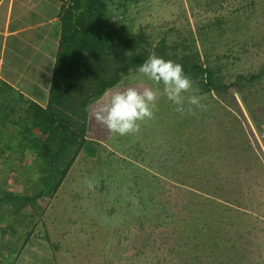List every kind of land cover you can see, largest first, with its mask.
Wrapping results in <instances>:
<instances>
[{
  "label": "trees",
  "instance_id": "obj_1",
  "mask_svg": "<svg viewBox=\"0 0 264 264\" xmlns=\"http://www.w3.org/2000/svg\"><path fill=\"white\" fill-rule=\"evenodd\" d=\"M152 2L69 0L64 4L46 105L29 101L21 111L7 106L8 115H0V142L6 138L13 143L22 158L33 155L42 186L31 195L25 191L4 192V196L12 214L28 213L33 223L38 203L59 191L81 154L89 158L106 154L102 143L87 136L90 108L155 52L182 64L197 94L218 107L206 113L209 104L205 103L201 109V115L214 111L215 122L210 125L191 119L187 111L183 115L156 111L149 132L133 145L135 151L126 147L119 157L127 165L128 187L137 193L142 210L139 224L150 226L141 250L150 256L148 264H250L248 253L238 248L245 244L237 236L244 221L239 212L251 208L249 198L241 195L242 184L252 167L264 176V166L241 120L221 104L231 89L241 92L247 84L264 80V63L257 72L231 77L202 59L194 39L191 45L179 35L170 42L171 29L155 39L149 32L151 23L142 24V14H150ZM134 9L140 13L137 26V17L131 16ZM118 13L135 25L116 21ZM105 156L110 164L111 154ZM32 226L25 242L37 224Z\"/></svg>",
  "mask_w": 264,
  "mask_h": 264
},
{
  "label": "rangeland",
  "instance_id": "obj_2",
  "mask_svg": "<svg viewBox=\"0 0 264 264\" xmlns=\"http://www.w3.org/2000/svg\"><path fill=\"white\" fill-rule=\"evenodd\" d=\"M158 1L151 3L153 8L150 14H142V24L151 23L149 32L155 39L169 29L172 30L170 42L177 40L179 35L189 40L191 45V39H194L195 48L202 59L213 62L231 77L257 72L264 63V0ZM139 15L136 9L131 11V16L137 17L136 26ZM125 16L123 13L116 14V21L128 24L129 17ZM129 25L134 26L135 22ZM140 83L163 88V85L157 86L146 77H138L136 72H132L124 83L109 90L108 95L105 94L91 106L87 136L92 141L102 143L106 154H111L112 164L111 161V165L107 163L103 151L97 158L81 154L59 191L38 203V217L34 220L37 227L27 242L26 237L34 222H31L28 213L18 217L12 214L4 192L26 191L31 195L39 190L42 181L36 173L38 170L33 155L26 153L22 158L19 151L13 149V143L1 138L0 264L151 262L147 251L141 250L150 226L143 228L139 224L138 217L142 210L138 205L137 193L129 189L131 183L124 178L127 165L122 164L119 157L125 155L126 147L128 152L135 151L133 145L142 142L152 120L142 122L145 128H141L138 134L120 136L109 132L94 119L95 113L113 90ZM198 92L193 85V92L186 95H198ZM202 97V104H209V107L205 106L206 113L218 107L206 96ZM221 105L227 106L241 120L264 166V80L247 84L241 92L236 88L231 89ZM157 107L160 113L166 110L178 113L175 105L163 95ZM201 109H196L195 114L189 117L205 124L215 122L214 111L201 115ZM232 145L237 144L233 142ZM249 174L244 177L246 182L242 186L245 192H241V195L249 198L247 203L251 208L239 212L244 221L237 228V236H242L246 245L242 243L238 248L248 253L250 264H264V176L257 173L256 167H252ZM86 178L93 182L91 189L85 183Z\"/></svg>",
  "mask_w": 264,
  "mask_h": 264
},
{
  "label": "crops",
  "instance_id": "obj_3",
  "mask_svg": "<svg viewBox=\"0 0 264 264\" xmlns=\"http://www.w3.org/2000/svg\"><path fill=\"white\" fill-rule=\"evenodd\" d=\"M69 0H0V115L33 101L45 106Z\"/></svg>",
  "mask_w": 264,
  "mask_h": 264
},
{
  "label": "clouds",
  "instance_id": "obj_4",
  "mask_svg": "<svg viewBox=\"0 0 264 264\" xmlns=\"http://www.w3.org/2000/svg\"><path fill=\"white\" fill-rule=\"evenodd\" d=\"M138 77H146L155 85L140 83L113 90L104 105L95 113L94 119L109 132L125 136L138 134L141 123L155 118L161 95L175 105V111L183 115L186 111L194 115L195 110L204 107L202 96L193 92V80L184 71L183 65L173 60H165L155 52L136 68ZM106 95H108L106 93ZM91 189L93 182L85 179Z\"/></svg>",
  "mask_w": 264,
  "mask_h": 264
}]
</instances>
